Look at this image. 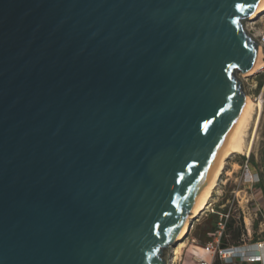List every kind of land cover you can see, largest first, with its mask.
Listing matches in <instances>:
<instances>
[{
    "label": "water",
    "instance_id": "water-1",
    "mask_svg": "<svg viewBox=\"0 0 264 264\" xmlns=\"http://www.w3.org/2000/svg\"><path fill=\"white\" fill-rule=\"evenodd\" d=\"M261 1L0 0V264H170Z\"/></svg>",
    "mask_w": 264,
    "mask_h": 264
},
{
    "label": "rangeland",
    "instance_id": "rangeland-1",
    "mask_svg": "<svg viewBox=\"0 0 264 264\" xmlns=\"http://www.w3.org/2000/svg\"><path fill=\"white\" fill-rule=\"evenodd\" d=\"M245 26L251 34L259 37L264 30V13L252 20H246ZM243 79L248 97L254 102L253 117L244 129L247 135L246 144L250 142L252 149L250 153L245 150L242 153H234L227 158L224 170L220 174V178L217 181L216 188L209 202L213 203L215 212L209 211L208 215H206L204 213L207 210L206 208L198 218L193 220L187 235L182 239V242H184L183 247H180V249L177 248L180 243L178 242L174 246V248H177V253L175 254H173V250L170 248V264H191L192 258L198 263L196 256L191 253V250L195 249L194 245L196 244L192 239L195 238L198 241L196 238L197 235L202 233L203 230H206L207 218L211 214L224 212L231 203H233L234 209L233 216L237 220L241 218L242 226L246 234L247 228L245 222H247L251 232L264 229V226H254V222L261 219L259 213L257 216L255 215V211H257L259 206L262 207V205L258 199L256 185L250 186L244 169L246 160H249L252 156L254 161L253 163L249 162L251 169L259 172L264 171V104L262 105V109H260L258 100H255L260 92L264 90V72L255 71L252 74L244 75ZM262 80L263 85L260 86Z\"/></svg>",
    "mask_w": 264,
    "mask_h": 264
},
{
    "label": "built area",
    "instance_id": "built-area-1",
    "mask_svg": "<svg viewBox=\"0 0 264 264\" xmlns=\"http://www.w3.org/2000/svg\"><path fill=\"white\" fill-rule=\"evenodd\" d=\"M259 42L261 46L262 55L264 57V30L261 35L257 37L252 34ZM257 71L264 72V66ZM264 104V90L260 92L255 100ZM244 169L246 177L248 178V183L250 186L258 185L261 181V175L259 171H253L249 164V160H246L244 164ZM233 203L222 213L219 214V221L217 223V229L210 235V240H208L204 245L197 249V254L195 255L199 264H213L215 258L221 261V264H263V253L264 241L250 243L248 236L250 235V228L247 222V234H243L238 242H230L227 246L221 245L222 237L225 234L226 222L233 216ZM207 211L215 212L213 203H209ZM258 213L261 216L260 225L264 226V208L263 206L255 211V215ZM228 237V235H226ZM192 241L198 244V241L193 238ZM256 246V248H255ZM171 263V262H170Z\"/></svg>",
    "mask_w": 264,
    "mask_h": 264
},
{
    "label": "bare ground",
    "instance_id": "bare-ground-1",
    "mask_svg": "<svg viewBox=\"0 0 264 264\" xmlns=\"http://www.w3.org/2000/svg\"><path fill=\"white\" fill-rule=\"evenodd\" d=\"M264 13V0L260 2L256 10L253 12V14L250 16L248 20H252L259 16L260 14ZM246 27V26H245ZM248 30V29H247ZM264 66V57L262 55L261 46L259 47V55L258 59L256 61V64L254 68L249 72V74L254 73L258 69ZM253 107L254 102L250 97L247 95L246 103L244 105L243 111L238 119V122L236 124V127L232 133V136L224 149V152L222 153V156L220 157L217 165L215 166L212 175L208 179L206 185L204 186L202 192L200 193L198 199L196 200L190 214L186 218V221L179 232L177 236V241L174 243L175 245L180 242L177 246V248L180 249V247H183L184 242H182V239L187 235L188 229L190 227V224L200 216L202 211L207 208L210 199L212 197V193L216 188V184L218 179L220 178V174L224 170L226 160L230 155L234 153H242L245 150L250 153L252 149V145H250V142L246 144V134L244 131L245 127L248 125V123L251 121L253 117ZM260 109H262V103H259ZM257 126V125H256ZM255 135V134H254ZM173 245L171 248L173 250V254L177 253L176 249ZM172 259V258H171Z\"/></svg>",
    "mask_w": 264,
    "mask_h": 264
},
{
    "label": "trees",
    "instance_id": "trees-1",
    "mask_svg": "<svg viewBox=\"0 0 264 264\" xmlns=\"http://www.w3.org/2000/svg\"><path fill=\"white\" fill-rule=\"evenodd\" d=\"M263 85V80L260 83V86ZM253 157L251 156L249 158V162L253 163ZM261 175V181L258 184V187L262 189L264 194V171L260 172ZM219 221V215L218 214H211V216L208 218V223L206 224V230L209 232H214L217 229V223ZM225 234L228 235V240L232 242H238L242 235L245 234V230L243 229L241 218L240 220H237L235 216H231L228 221L226 222V229ZM225 236V235H224ZM222 237L221 245H225V242L223 240H227L225 237ZM221 264V261L219 259L215 260L213 264Z\"/></svg>",
    "mask_w": 264,
    "mask_h": 264
},
{
    "label": "crops",
    "instance_id": "crops-1",
    "mask_svg": "<svg viewBox=\"0 0 264 264\" xmlns=\"http://www.w3.org/2000/svg\"><path fill=\"white\" fill-rule=\"evenodd\" d=\"M256 188H257V190H258V192H257V195L259 196L258 197V199L260 200V202H261V205L263 206V208H264V194H263V191H262V189H260L259 187H258V185L256 186ZM206 215H208V213H209V211H207V210H205V212H204ZM207 220H208V218H207ZM261 226L260 225V220L259 221H255L254 222V226ZM263 231H264V229H260L259 231H254V232H251L250 231V235L248 236V240H249V242L250 243H255V242H260V241H264V233H263ZM213 232H209V231H207V230H203V232L202 233H199L198 235H197V239H198V244H195L194 245V247H195V249L194 250H191V253H193L192 255H196L197 254V249L200 247V246H202V245H204L208 240H210V235L212 234ZM227 235V234H226ZM224 236L227 240H223V242H225V245H223L224 247L225 246H227L230 242H232V241H229L228 240V237L227 236ZM255 248H256V246H255ZM262 253H263V259H264V248H263V250H262ZM218 258H215V260H217ZM214 260V261H215ZM191 264H198L197 262H196V260L194 259V258H192V260H191ZM217 264V263H216ZM263 264H264V261H263Z\"/></svg>",
    "mask_w": 264,
    "mask_h": 264
}]
</instances>
